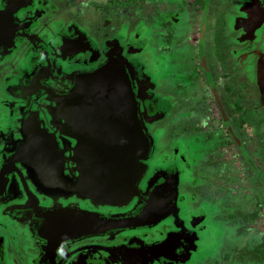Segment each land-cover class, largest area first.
Masks as SVG:
<instances>
[{
    "label": "flooded vegetation",
    "instance_id": "af4514ba",
    "mask_svg": "<svg viewBox=\"0 0 264 264\" xmlns=\"http://www.w3.org/2000/svg\"><path fill=\"white\" fill-rule=\"evenodd\" d=\"M15 1L0 0V264H264V0ZM112 19L127 31L109 30ZM147 42L165 54L158 60L184 63L175 89L186 105L198 97L202 114L172 115L141 55ZM111 53L152 103L140 119L153 145L124 204L73 189L84 163L67 132L81 117L68 125L48 93H67ZM84 214L113 224L87 225ZM125 218L134 227H119ZM66 222L80 232L67 235Z\"/></svg>",
    "mask_w": 264,
    "mask_h": 264
},
{
    "label": "water",
    "instance_id": "95a60500",
    "mask_svg": "<svg viewBox=\"0 0 264 264\" xmlns=\"http://www.w3.org/2000/svg\"><path fill=\"white\" fill-rule=\"evenodd\" d=\"M12 2L17 1L12 0ZM70 43L74 44L71 41H64L65 49L69 48ZM72 52L74 51H70ZM133 75L131 67L117 53H111L94 70L77 74L67 93L48 91L56 102V109L63 113L68 125L72 124L70 122L72 115L76 114V118L81 117L79 124L83 126H80V130L67 132L76 140L77 152L82 155L81 161L84 163L80 169L81 176L73 186L81 196L102 203L122 204L126 203L127 198L129 199L135 192L136 181L144 169L141 160L147 158L153 139L147 134L146 127L140 119V114L145 115L148 120L151 119L150 96L148 93L143 95L146 88L135 90ZM51 145L55 147L56 144L51 142ZM163 177L164 174L160 176L162 180ZM164 186L165 183L156 184L154 192L158 199L156 201V198L152 199V202H155L153 213L159 212L160 218L166 214L160 198L164 194L162 189ZM59 211L66 216V220H69L71 209ZM149 217H152V214ZM83 218L84 223L92 226L111 227L114 220L89 214H84ZM75 219L77 220L76 217ZM118 221L119 227L123 229L134 227L128 224V218ZM48 222L52 229H57L53 225L55 221ZM66 223L67 235L75 236V232L77 234L80 232L78 222L75 226ZM56 226L60 229L58 224Z\"/></svg>",
    "mask_w": 264,
    "mask_h": 264
},
{
    "label": "rangeland",
    "instance_id": "374dc122",
    "mask_svg": "<svg viewBox=\"0 0 264 264\" xmlns=\"http://www.w3.org/2000/svg\"><path fill=\"white\" fill-rule=\"evenodd\" d=\"M124 22H125V24L128 23V25L127 24L126 25L128 26V28L130 27L131 29L132 28L135 29L136 26L139 27L140 29L146 27V25H143L141 23L138 24V25H135V24L133 25L132 22H129L127 19ZM121 23H122L121 20H116L115 21L114 19H112V23L109 25L108 29L109 30H113V31H116L118 27L119 28L121 27L122 29H125L124 27H122L123 23L122 24ZM126 29H127V27H126ZM126 29H125V31H127ZM132 30H130V31H132ZM146 32H148V29H144L143 30V33H146ZM154 36H155V32L153 33V37ZM134 37H136V36H134ZM151 44L152 43H149V42L140 43V48L143 51V53L141 55L143 57V60H144V62L146 64L147 68L150 70V73H152V78H153L152 81L159 82V86L160 87L157 86L158 94L161 97H163L165 100H168L170 98V96L172 97L170 101H173L175 106H176L175 109L172 112V115L177 117L176 114L178 112H181V111H184V110L186 111L188 109L189 110H191V109H195L196 110V108L198 109V111L196 110V113H201L202 114L203 113V106L200 104L201 101L199 100L198 97L194 96L193 97V102L188 104V105H186V102H187L186 98L185 97H183V99L180 98L179 97V93L175 89L176 85H177V81L178 80L181 81V80H183V78L181 77L182 79H180L179 75H176V77H173L172 76L173 75L172 72H174V73L179 72V70L182 67L184 68V63L182 62L181 65H180L179 62H175L173 64V60L171 58H169V56H167L165 58H162L161 60H158V56H160V55H162V56L164 55L165 56V54L158 53V45H156V44L151 45ZM150 46H151V48H150ZM161 47H162V44H161ZM187 48L189 49V47H187ZM152 52H154L156 54V56L153 57L154 54L152 55ZM181 54H184V52L183 53L181 52ZM188 54H186V55L187 56H191L193 54V51L190 50V52ZM181 58H183V57L180 56L179 59H181ZM151 59H152V61H151ZM154 74H155V77H154ZM184 80L187 81V79H185V78H184ZM193 88H194V85L187 86V90L189 89L188 93H190L191 92L190 89H193ZM195 94H197V91H196ZM178 109H180V110H178ZM170 118L171 117L166 119V121L168 122L170 120ZM159 126L166 127V124H165V122H161L159 124ZM167 129H168V126L166 127V130ZM162 133H163L162 135H164V130H163ZM162 135H160L161 140H164ZM160 142H163V141H160ZM165 145H166V143H165ZM202 176L204 177V172H202ZM196 187H198V186H196ZM192 188H194V187H191V189ZM191 189H189L188 192ZM193 191L196 192V193L198 192L196 190H193ZM189 197L190 196L188 195V198ZM220 225H222V224H220ZM216 226L219 227L218 224H216ZM219 230H220L219 234H220L221 240H222L220 245L223 246L224 243L229 242L228 238H226L227 237L226 235H228V233H226V231H224L222 229V227L220 229L213 230V233L218 232ZM210 235H212V233H208L206 238H205V241H204L206 243L205 244L206 248H207V246L211 245L210 243L212 242V239H210V240L207 239V237L210 236Z\"/></svg>",
    "mask_w": 264,
    "mask_h": 264
}]
</instances>
